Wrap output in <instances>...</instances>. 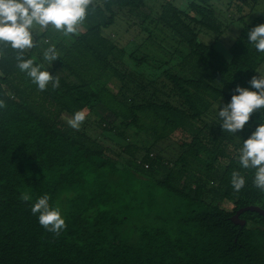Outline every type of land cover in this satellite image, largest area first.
<instances>
[{
	"label": "trees",
	"instance_id": "1",
	"mask_svg": "<svg viewBox=\"0 0 264 264\" xmlns=\"http://www.w3.org/2000/svg\"><path fill=\"white\" fill-rule=\"evenodd\" d=\"M86 12L79 34L50 25L25 53L57 88L38 90L11 48L0 58V264H264V216L231 220L264 209L254 170L238 163L264 113L235 134L218 115L259 76L264 54L247 33L264 23V0H94ZM232 26L229 56L200 36ZM48 47L60 56L51 66ZM82 109L71 128L64 117ZM44 194L66 220L58 237L31 212Z\"/></svg>",
	"mask_w": 264,
	"mask_h": 264
},
{
	"label": "clouds",
	"instance_id": "2",
	"mask_svg": "<svg viewBox=\"0 0 264 264\" xmlns=\"http://www.w3.org/2000/svg\"><path fill=\"white\" fill-rule=\"evenodd\" d=\"M94 0H0V58L6 50L15 51L16 67L27 75L38 90L45 91L49 85L59 86V77L53 75L36 58H25V53L37 47V37L41 29L50 25L55 30L62 31L65 37L79 34L78 25L85 21L88 9ZM248 44L256 51L264 54V23L252 27L248 33ZM235 38V37H234ZM60 56L55 47H48L43 53V59L51 66ZM249 80L251 88L237 85L230 102L219 107L221 128L224 132L235 134L244 130L250 124V118L256 112L264 113V72ZM0 99V108H6ZM86 110L76 111L67 120L73 129H79L87 119ZM238 163L240 167L254 170L253 185L264 192V117L251 134L243 140L239 150ZM231 186L234 193H239L246 185L245 176L234 170L231 173ZM20 199L32 200L29 192L20 194ZM50 197L44 194L31 205V212L38 216L39 224L48 232L58 237L67 228L66 220L57 207L50 204Z\"/></svg>",
	"mask_w": 264,
	"mask_h": 264
},
{
	"label": "rangeland",
	"instance_id": "3",
	"mask_svg": "<svg viewBox=\"0 0 264 264\" xmlns=\"http://www.w3.org/2000/svg\"><path fill=\"white\" fill-rule=\"evenodd\" d=\"M79 27V26H78ZM43 29H41L39 31V33L42 32ZM238 34V28L236 26H232L230 28L229 31H227L226 34L218 36L212 33H208V32H201L200 36L201 38L209 44H215V47L220 50L224 55L229 56V46L232 44L234 37H236ZM51 42V40H50ZM142 72H147V71H151V69L148 68V70L146 69L145 66H143V68H141ZM259 71L264 72V63L261 65ZM119 86L120 84L118 83L117 80L115 79H111L108 82V87L113 91V92H117L119 90ZM65 120L67 121L70 117L65 116L64 117ZM95 116L90 115V119L91 120H95ZM226 206L231 209L232 205L231 204H226Z\"/></svg>",
	"mask_w": 264,
	"mask_h": 264
},
{
	"label": "water",
	"instance_id": "4",
	"mask_svg": "<svg viewBox=\"0 0 264 264\" xmlns=\"http://www.w3.org/2000/svg\"><path fill=\"white\" fill-rule=\"evenodd\" d=\"M246 211L257 212L260 215L264 216V209L262 207L255 205L246 206L237 210V212L231 217V220L234 222V224L240 225L242 227L245 226L246 220L242 219L241 215Z\"/></svg>",
	"mask_w": 264,
	"mask_h": 264
}]
</instances>
